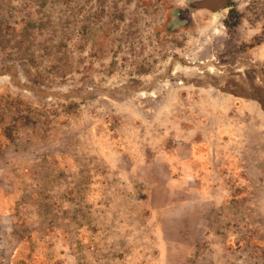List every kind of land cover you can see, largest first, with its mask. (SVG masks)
<instances>
[{"label": "rangeland", "instance_id": "1", "mask_svg": "<svg viewBox=\"0 0 264 264\" xmlns=\"http://www.w3.org/2000/svg\"><path fill=\"white\" fill-rule=\"evenodd\" d=\"M187 1L0 0V264H264V0Z\"/></svg>", "mask_w": 264, "mask_h": 264}, {"label": "water", "instance_id": "2", "mask_svg": "<svg viewBox=\"0 0 264 264\" xmlns=\"http://www.w3.org/2000/svg\"><path fill=\"white\" fill-rule=\"evenodd\" d=\"M231 0H188V5L194 10H209L217 12Z\"/></svg>", "mask_w": 264, "mask_h": 264}, {"label": "bare ground", "instance_id": "3", "mask_svg": "<svg viewBox=\"0 0 264 264\" xmlns=\"http://www.w3.org/2000/svg\"><path fill=\"white\" fill-rule=\"evenodd\" d=\"M220 17H221V14H219V13H216V14H215V18H216V19H219Z\"/></svg>", "mask_w": 264, "mask_h": 264}]
</instances>
